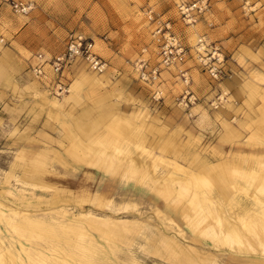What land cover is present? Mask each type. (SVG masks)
<instances>
[{"label": "rangeland", "instance_id": "rangeland-1", "mask_svg": "<svg viewBox=\"0 0 264 264\" xmlns=\"http://www.w3.org/2000/svg\"><path fill=\"white\" fill-rule=\"evenodd\" d=\"M17 1L33 4L32 10L17 15L11 0H2L0 17L23 18L38 8L57 27L43 48L31 41L34 53L27 59L25 72L0 87V207L6 213L21 211L38 224L19 235L0 217V252L7 263L38 264L43 255L42 264H64L62 259L72 264H264V235L261 230L252 231L253 214L260 210L257 202H264V138H257L254 131L264 134L258 127L251 132V126L239 124L234 129L236 115L229 120L231 126H218L222 122L219 112L238 104L220 85L234 78L228 64L239 67L243 59L225 53L220 41L206 32L197 33L200 26L212 29L218 24L212 7L220 0H209L208 15L193 26L184 25L176 10L178 2L192 0ZM232 8L246 24L260 23L258 30L264 33V0H236ZM148 9L158 18H170L171 30L190 51L182 64L163 68L154 86L142 82L133 70L139 57L152 65L159 60L152 38L157 23L147 19ZM72 33L92 39L95 52L108 66L96 72L75 60L58 76L66 90L57 94L51 87L54 73L43 80V86L29 62L38 52L48 59L63 52ZM202 35L220 47L229 77L215 80L196 62L194 50ZM163 71L170 76L163 77ZM100 75L105 77L94 80ZM254 82L264 87V78L258 74ZM155 86L162 92L159 102L151 98ZM185 90L196 97L189 106L177 101ZM249 95L264 105L263 92ZM116 115L128 122L122 135L108 126ZM112 145L117 149L109 159L122 160L110 168L101 164L96 151H110ZM126 153L133 157L134 167L126 161ZM172 161L210 183L204 180L197 189L209 193L228 225L237 227L245 250L215 244L190 227L194 218L189 221L184 215H191L186 208L195 187L181 188V183L169 181ZM252 171L258 172L255 180L249 178ZM173 174L182 176L183 172ZM81 213L101 218L102 232L80 225L74 216ZM244 221L251 231L243 228ZM110 225H120L122 232ZM21 245L29 253L21 251Z\"/></svg>", "mask_w": 264, "mask_h": 264}, {"label": "crops", "instance_id": "crops-1", "mask_svg": "<svg viewBox=\"0 0 264 264\" xmlns=\"http://www.w3.org/2000/svg\"><path fill=\"white\" fill-rule=\"evenodd\" d=\"M1 2L2 0H0V4ZM234 2L236 0H220V2L214 3L212 13L213 17L219 21L218 24L212 29H206L204 26L197 28V33L201 30L213 39H218L225 53H233L237 58L243 59V62L240 64L241 67L234 65L232 68L228 64L230 72L234 71V78L220 85V88L228 90L231 97L235 101H238V104L234 105L231 109L219 112L222 118H219V121L222 122L218 123L216 117L215 120L219 127L221 125L231 126L229 120L236 115L238 119L237 125H232L234 129H237L236 127L240 124L251 126V132L258 127L264 134V105L261 104L260 98H255V96L250 98L249 95H253V93L262 95L263 92L264 96V91H262L264 90L263 85L254 82V74H258L259 77L264 78V43L261 41L264 38V33L258 30L260 23H255L256 26L254 27L248 21V26L242 18L239 17L240 19H238L235 16L236 11H232ZM0 10H2L1 6ZM8 16L9 18L7 19ZM7 17H0V87L5 86L9 81L16 80V77L18 79V75L25 72L24 69L28 65L27 59L34 53L31 41H35L38 46L41 44L40 46L43 48L52 36L51 30L57 27L55 23L51 22L50 17L38 8L23 18L14 16L13 14L7 15ZM262 31H264V26ZM38 53L44 54L43 52ZM37 54L31 58L29 64L34 65L38 62ZM162 75L163 77H169L170 73L163 71ZM100 76L96 79H94L96 76L92 78L98 80L105 77ZM26 77L31 78L29 73H27ZM40 84L45 86L46 82L41 81ZM207 89L209 92L211 85H208ZM75 123L77 126H83L77 121ZM87 127H91L92 129L94 126L89 125ZM125 129L118 135H122ZM254 135L257 138H264L257 131H254ZM95 138H98V134Z\"/></svg>", "mask_w": 264, "mask_h": 264}, {"label": "built area", "instance_id": "built-area-1", "mask_svg": "<svg viewBox=\"0 0 264 264\" xmlns=\"http://www.w3.org/2000/svg\"><path fill=\"white\" fill-rule=\"evenodd\" d=\"M10 7L15 14L25 15L32 10L33 4L11 0ZM176 10L179 20L184 25L193 26L206 18L210 10V1H181L176 4ZM145 14L149 21L157 23L152 38L157 48L159 60L158 64L152 65L148 59L143 56L139 57L133 63V70L142 82L154 86L159 82L160 72L163 68L182 64L190 55V51L171 30L170 18L163 19L162 16L158 18L159 15H156L153 9H148ZM207 25L211 26L212 24L208 22ZM194 57L198 65L211 78L218 80L230 76L226 70V59L220 47L208 42L205 35L197 39ZM37 58L38 62L32 66L31 72L42 81L49 78L50 72L54 73L55 79L51 83V87L57 94L66 90V85L58 76L75 60H82L96 72H102L108 66L107 62L95 52L93 40L77 33L68 36L65 49L60 54L48 59L40 53L37 54ZM181 75L185 81H188L186 70H182ZM151 98L153 102H159L163 99L158 86L153 88ZM177 101L181 106H189L196 101V97L190 91L185 90Z\"/></svg>", "mask_w": 264, "mask_h": 264}, {"label": "bare ground", "instance_id": "bare-ground-1", "mask_svg": "<svg viewBox=\"0 0 264 264\" xmlns=\"http://www.w3.org/2000/svg\"><path fill=\"white\" fill-rule=\"evenodd\" d=\"M103 76L104 75H101L100 77H103ZM117 115H116L115 118H113L110 121L109 128H110V130L114 131L115 133L117 132L118 134H120L121 131H123L125 129V126L127 125L128 122H124L123 121V117L117 116ZM98 141H100L102 143L103 142L104 143L106 142V140L104 138H99ZM109 149H110V151H108V149H105V150L99 149L96 152H98L100 154L101 164L103 166H107V167H110L111 168L112 164L113 165L115 164V166H116L117 164L120 163V160H122V159H119V158L118 159L115 158L114 160L113 159H109V157H112L113 156V152L112 151H115L117 149V147L115 145H113ZM120 152H123V151H120ZM126 161L127 162H130V165L133 166V167L135 166L134 164H136L135 162H134V164L131 163V162H133V157L129 153H126ZM262 161L264 162V157L262 158ZM172 163H173L174 166H173V170L171 172H168V174L170 173L169 174V181H171V179H172L171 182L181 183V184L178 185L181 188H185V187L188 188L189 186L195 187L190 192L192 194L191 195L192 198L189 199V202H188L187 208H186L187 211H191V215H187V214L184 215V217H187V219L189 221H191L190 220L191 218H194V220H192L191 222H189L190 227L192 229H194V230L202 233V234L208 235L210 237V239L215 242V244L218 243V244H221V245H229L230 248L233 249V250H235V251H243V250H245L246 249V247H245L246 242L243 240L242 235H240L238 233L237 227L234 226V225H228V222H227L226 217L222 215V211H220V209L217 208V205H213V203H215V202H214V200H211L210 199L209 193H208V195H206L204 191H199L197 189L199 187V184H202L204 182V180L207 183H209L204 178V176H202V175H199L198 176V175H195V174H193V173H191L189 171H186L181 166H179V164H177L176 161H172ZM225 165L226 166H229V164H225ZM131 170L134 171L133 169H131ZM175 170H182L183 175L182 176H175L173 174ZM202 171H204V170H202ZM256 175H258V172L257 171H252L251 174H250V176H249V178L251 177L252 180H255L256 177H257ZM183 182L185 183V185H184ZM259 186H261L260 183H259ZM175 203H177V202L176 201L173 202V204H175ZM257 203H258V205L260 207V210L257 211V212H255L253 214L254 215L253 218H254L255 225H254L252 231L255 234H258L260 232L259 230H261V233H263V235H264V202L263 201H258ZM20 212L21 211H17L15 209H10L9 212L6 213L2 209V207H0V217H2V215H3L8 220V224H10L11 227L19 235H25V233L27 232V230L29 228L34 227L35 225H38V224H35L30 219L29 216H27V215H21ZM68 218H69V216H68ZM74 219L76 221L80 222V225H82V223H83V224H85V226H88L89 228L94 229L97 232H102V228L100 226V222H101L102 219L99 218V217H97L96 215H93L91 213H81L80 216H77V217L74 216ZM188 220H187V222H188ZM41 221H43V220H41ZM49 225H51V224H49ZM45 228H43V229H45ZM110 228L111 229H114L118 233H121L122 232V229H121L120 225H110ZM243 228L246 229V230H250L251 231V229L249 228V222L246 223L244 221L243 222ZM81 230H84V229H81ZM61 231H63V230H61ZM66 234H67V232H66ZM77 234H78V232H77ZM81 235H82V233H81ZM53 238L55 239V237H53ZM261 238H262L261 244L264 247V237H261ZM17 241H18V239H17ZM24 245H21L20 246L21 251H24L26 253L27 252L29 253V248H27ZM30 247H32V245ZM63 247H64V245H63ZM8 250H10V249H8ZM263 250H264V248H263ZM67 253H71V252H66V254ZM39 257L42 258V259H40V261L38 262V264H42L43 261L46 260V258L43 255H40ZM29 258H30V256H29ZM11 260L14 261V258L12 257V255H11ZM25 261H26V259H25ZM62 261H63L62 263H64V264H69V262L71 263V261L68 262L65 259H62ZM60 262L58 264H60ZM0 264H8L7 261L4 259V253H3V251L0 252Z\"/></svg>", "mask_w": 264, "mask_h": 264}]
</instances>
